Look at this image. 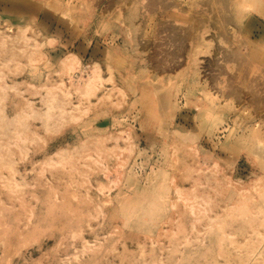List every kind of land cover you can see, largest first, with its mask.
<instances>
[{
  "label": "rangeland",
  "instance_id": "rangeland-1",
  "mask_svg": "<svg viewBox=\"0 0 264 264\" xmlns=\"http://www.w3.org/2000/svg\"><path fill=\"white\" fill-rule=\"evenodd\" d=\"M112 1L0 0V264H264L216 71L140 67Z\"/></svg>",
  "mask_w": 264,
  "mask_h": 264
},
{
  "label": "bare ground",
  "instance_id": "bare-ground-1",
  "mask_svg": "<svg viewBox=\"0 0 264 264\" xmlns=\"http://www.w3.org/2000/svg\"><path fill=\"white\" fill-rule=\"evenodd\" d=\"M251 1L113 0L110 17L115 30L127 25L123 44L141 50L140 67L172 71L183 56L195 76L201 68L216 71H207L204 88L214 103L223 97V105L235 109L228 126L255 161L256 173L264 176V0ZM150 44L158 55L143 54ZM214 91L219 97L212 96Z\"/></svg>",
  "mask_w": 264,
  "mask_h": 264
}]
</instances>
